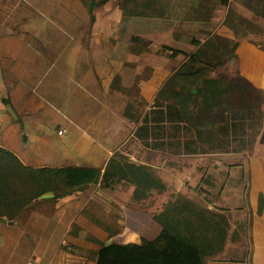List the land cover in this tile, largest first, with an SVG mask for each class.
Wrapping results in <instances>:
<instances>
[{
    "label": "crops",
    "instance_id": "1",
    "mask_svg": "<svg viewBox=\"0 0 264 264\" xmlns=\"http://www.w3.org/2000/svg\"><path fill=\"white\" fill-rule=\"evenodd\" d=\"M121 1L106 0L95 8L88 33H83L79 26L88 22V14L78 0H0V148L30 168L102 169L116 149L115 138L126 136L132 142L129 151L138 153L137 163L159 180H148L153 195L151 189L159 187L161 198L165 187L228 217L221 251L204 264H264V106L255 152L240 151L234 161L211 163L210 153H186L182 131L173 139L160 126L165 122L157 133L150 130L154 97L184 58L181 53L151 52L147 43H137V35L142 38L148 32L147 17L122 14ZM162 9L159 19L166 20L168 8ZM207 21L180 17L156 32V38L189 54L192 46L181 45L183 28L189 23V34L198 36ZM75 40L88 41V49L79 50L78 56L92 58L93 66L71 64ZM234 54L237 72L264 89V48L239 40ZM71 85L79 89L78 97ZM88 96L109 107L116 98L130 96L122 104H142L141 116L130 130L100 123L91 133L89 116L79 108L81 117L73 119L71 113V105L81 106ZM91 136L101 139H85ZM75 137L79 139L72 141ZM149 191H133L128 198L141 201ZM92 197L81 191L55 199L43 195L9 219L0 216V264H96L98 242L137 243L160 231L152 214L122 206L120 215L133 221L119 230L98 227L81 213Z\"/></svg>",
    "mask_w": 264,
    "mask_h": 264
},
{
    "label": "rangeland",
    "instance_id": "2",
    "mask_svg": "<svg viewBox=\"0 0 264 264\" xmlns=\"http://www.w3.org/2000/svg\"><path fill=\"white\" fill-rule=\"evenodd\" d=\"M74 1L77 0H72V3ZM163 4H165V6L168 8L166 10V20L159 19L160 14L161 16L164 14V9L162 11ZM123 6L125 8V15H128L127 12L131 11L135 17H140V14L144 15V17H147L146 22H148V26L146 27H148V32L142 38L137 35V38H139L136 40L137 43L143 41L144 43L148 44V49L151 52L155 51V53L159 52L166 55H170V51L169 49L164 48L163 46L165 45H163L162 42L156 38V32L169 27L175 19L180 17H182L184 20H189L190 18H208L206 26L200 30L202 34L198 36L189 34L192 29L189 27L190 24L186 23L188 25L186 28H183L182 37L184 40L182 42L183 44L181 45L182 48H186L187 45L190 44V46L193 48L192 52H194L198 47L195 45L197 41L199 43L204 42L202 49L206 54H208V60L211 66L210 64L202 65V63L201 65L197 63L190 65L189 61L187 60L189 51H181V54L184 58V67L182 69L183 74L184 72L189 71L190 66H193L196 68H203L202 70H204V74L208 77H218L221 75L235 77L237 69L236 59L233 55V44L239 40H246L251 44L257 45L260 48H264V0H125ZM88 26L89 21L84 25H80L79 27L81 28V32L88 33ZM227 34H230L231 36L227 37ZM82 48L86 50L88 49V41H72L70 59L71 64H85L87 68L89 65L93 66L92 58L78 56L79 50L84 53ZM194 83H196V86ZM235 84L241 86L243 89L246 88L243 82H235ZM77 85L79 84L77 83ZM189 86L199 88V78L196 80H191L185 79L182 76L174 79L171 85L173 88L172 90L177 92V95L175 94L174 98H177V100L183 99L184 101L188 102L189 99H185L184 96L187 94V89ZM197 88L196 90H201ZM78 90V88H74V86L71 85V91L72 93L77 94V97ZM256 90V92H239L235 89H230L222 95V98L226 99L227 102L232 104L231 109L235 112H239V116L243 113L242 110L244 109L245 102L249 104L262 101L261 107L264 106V89L256 88ZM122 91L126 93L125 90ZM129 93L130 92H128V94ZM164 93L165 94H163V97L164 95L168 94L166 88ZM199 95H202V93L200 92ZM129 97L130 96L123 97L121 98L122 100L120 98H116V103L113 100L112 105L109 107L102 104H97L96 99L88 96L85 99H82L83 104L81 106L77 105L78 103L76 105H71V111L74 109V111L71 112L72 118L76 119L81 117V114L79 115L77 112L79 108L84 114L89 116L87 124L94 128L89 131L91 133H95V130H98L100 123L106 124L108 126H115L116 130L120 127L124 130H130L132 124L131 122H135L138 117L141 116L142 104L136 103V105H134L132 102L122 104L121 101ZM196 97L198 98V96ZM191 102L192 103L189 106V108L192 109L191 115L183 114V116L190 122H194L196 120L202 121L203 124L201 125L200 129H198L197 133H200L201 131L203 132V136L209 138L208 141L202 144V147L205 148L207 153H210L211 163L217 162L218 160L227 161L228 159L234 161L238 156L236 153L240 151L243 155H245V153L252 154L255 152L254 145L257 139L256 133L259 134L263 126L261 124V127L258 129L255 120V114L252 113L249 115V118H245V125L242 131L244 133L240 131L241 129L238 128V126L233 128V133L238 136V140L233 138L230 140V143H220L214 138L215 136L213 137L211 136L212 134L210 135V133H213L214 127L210 126L209 110L207 108H203V104L200 99L198 101L195 100ZM193 103H196V105L191 107ZM110 108H113L114 111H108ZM186 110L188 111V109ZM246 115H248V113ZM150 117L155 118L156 115L150 114ZM123 118L127 121H125ZM189 121H187V123ZM167 128L172 130L171 127H168V125ZM154 131L158 132V128L155 127ZM190 131H192V128ZM229 133L231 137V131ZM72 139V141H74L79 138L75 137ZM85 139L93 141L96 139L100 140L101 138L91 136L90 138L86 137ZM115 139L117 144L114 147L116 149L112 154L119 155L121 157L119 160H125L134 164H138L135 160V157L138 156V153L129 151L132 147V142H130L128 139L126 140V136H121L119 138L116 137ZM229 154L231 155L230 158ZM225 155L228 156L223 159ZM232 156H236V158ZM4 162L5 160L0 157V164ZM3 167L6 168L7 177L9 180L6 181V186L0 185V196H2V202H0L1 217L9 219L12 216H15L22 208H24L30 202L35 201L37 198H40L43 195H52L51 192H45L42 195L36 197L33 196L43 186V184L38 180L39 178L35 179L36 176L34 177L30 176L29 174H23L12 170L7 162L3 164ZM125 178H127L126 175L120 173L118 176L113 178V181L107 187L103 186L99 181H97L86 185L81 190H78L84 194L88 193L93 195V197L89 199L87 206H84L81 213L98 227H103L104 229L106 228L109 230H119L126 227L129 222L133 221L132 218H124L120 215L122 207H135L141 211L145 210L146 213L156 214L165 208L164 205L167 202H171L173 199H175L174 196L180 195V193H176L174 191L170 192L169 189L166 190L164 187L162 188V191L164 190L162 194L164 195L159 198L157 195V189H159V187L151 189L154 192V196L153 193L149 191L150 187L148 189V185H150L148 180L137 178L134 184H132L130 181H126ZM51 185L61 189L60 185L56 183ZM78 191H72V193H76ZM133 191L139 193L149 191V193L151 192L152 194L150 193V195H148L149 197L145 198L144 200L134 202L128 198L129 193ZM28 196L29 198H27ZM27 199L29 201H26ZM193 202L197 206H200L198 201ZM223 220H225L227 224V230L229 228V224L227 223L228 217H226V215L220 211L210 209V217L206 212L199 224H202L204 227L207 226L208 221H210V226H213L215 229H220L223 227ZM73 228H76V226L74 225ZM180 228L182 229V227ZM243 233L244 232H242V235ZM73 251L79 250L73 249Z\"/></svg>",
    "mask_w": 264,
    "mask_h": 264
},
{
    "label": "trees",
    "instance_id": "3",
    "mask_svg": "<svg viewBox=\"0 0 264 264\" xmlns=\"http://www.w3.org/2000/svg\"><path fill=\"white\" fill-rule=\"evenodd\" d=\"M105 1L106 0H80L86 7L89 23L93 21V10L101 6ZM124 3L125 0L120 2V8L122 14L125 15ZM163 5L165 6V4ZM127 14L131 16L134 15L131 11L127 12ZM159 17H161V14ZM203 18L207 19L205 17ZM237 43L236 41L232 46L234 57V49ZM203 44L204 42L199 43L197 41L195 44L198 46L197 49L188 54L187 60L190 65L193 63L200 65L201 63L202 65L210 64L208 54L202 49ZM163 47L170 50V56L181 53V50L169 48L167 46ZM183 67L182 62L179 67L166 78L162 87L157 91L152 104L153 108H151L148 113L149 116L150 114L156 115L155 118L150 117V121L153 122V125L150 126V130L154 131L155 127L159 128L161 122H165V126H160L172 134L171 137L173 139L176 137L175 134L177 131H182L184 137L182 146L184 149L188 150L186 153H207L205 148L202 147V144L208 141L209 138L203 136V132L201 131L200 133L198 132L199 134L197 133L198 129H200L203 124L202 121L196 120L190 122L183 116V114L191 115L192 109L189 108L192 103L191 101H198L199 99L202 101L203 108H207L210 112V126L214 127V131L210 133V135L212 134L211 136H215L214 138L220 143H230V140L233 138L238 140V136L233 133V128L238 126L242 132L245 125V118H249V115L252 113L255 114L258 129L261 127L263 115L261 108L262 101L249 104L245 102L244 109L242 110L243 113L238 116L239 112H235L231 109L232 104L222 98V95L230 89H235L239 92L257 91L256 88L238 72L235 77H227L225 75L208 77L204 74L203 68H196L193 66H190L189 71L183 74ZM182 76L185 79L191 80L199 78L200 81L199 88L188 87L187 94L184 96L185 99H189L188 102L183 99H175L174 95H177V92H174L171 87L173 80ZM235 82H243L246 88L243 89L241 86L235 84ZM194 85L196 86V83H194ZM165 88L168 94L163 97ZM196 88L201 90H196ZM200 92L202 95H199ZM196 96H198L199 99ZM3 102L5 103V101ZM194 105H196V103H193L191 107ZM185 108L188 109V111ZM247 113L248 115H246ZM147 117L148 115L146 113L142 117V120L147 121ZM187 121L189 122L187 123ZM167 125L171 127L172 130L168 129ZM143 126L145 128V124ZM189 128H192V131H190ZM230 131L232 134L231 137ZM173 139L171 140L172 143L176 142V144H178L179 141ZM0 157L5 160L4 163L7 162L8 165H10L12 170L23 174H29L30 176H36L35 179L39 178L38 180L43 186L33 195L35 197L45 192H51L53 199L59 198L71 194L72 191L81 190L86 185L97 181L107 187L111 184L113 178L120 173L126 175V181H130L132 184H134L137 178L159 181L145 165L119 160L121 157L116 154H112L109 157L102 169L86 166L30 168L22 165L14 155L2 148H0ZM4 163L0 164V185L2 186H6V181L9 180L6 168L3 167ZM54 183L60 185L61 189L51 185ZM174 197L175 199L171 202H167L164 205L165 208L159 213L152 214L153 220L160 226V231L153 239L146 240L140 238L137 243L103 244L98 242L99 248L96 251V264H204L205 260L218 254L222 249L226 237L227 224L225 220H223V227L220 229H215L213 226H210V221H208L207 226L203 227L199 222H201L206 212L210 217V210L202 206H197L194 202L184 199L180 195ZM1 198L2 196H0V202H2ZM27 198H29V196ZM26 201L29 200L27 199ZM180 227H182V229Z\"/></svg>",
    "mask_w": 264,
    "mask_h": 264
}]
</instances>
